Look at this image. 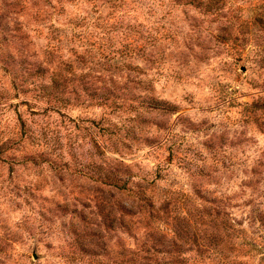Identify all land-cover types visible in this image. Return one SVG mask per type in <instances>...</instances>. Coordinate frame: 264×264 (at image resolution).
I'll list each match as a JSON object with an SVG mask.
<instances>
[{
    "label": "rangeland",
    "instance_id": "374dc122",
    "mask_svg": "<svg viewBox=\"0 0 264 264\" xmlns=\"http://www.w3.org/2000/svg\"><path fill=\"white\" fill-rule=\"evenodd\" d=\"M215 2L0 0V264H264V0Z\"/></svg>",
    "mask_w": 264,
    "mask_h": 264
},
{
    "label": "trees",
    "instance_id": "16d2710c",
    "mask_svg": "<svg viewBox=\"0 0 264 264\" xmlns=\"http://www.w3.org/2000/svg\"><path fill=\"white\" fill-rule=\"evenodd\" d=\"M216 0H190V2L195 3L197 7H203L206 11H211L215 9V2ZM254 22L260 24L261 26H264V10L262 11H258V13H256L254 15ZM153 105H150V108ZM114 187L118 186V191L122 192L123 196H126L127 199L129 201H127L126 203L130 206L131 208H139V210H143V209H148L147 212L152 213V211L154 212H158V213H163L166 215V210L168 209V205H170V200L171 197L170 196H165L163 195L162 199L160 200H156V199H152L149 195L146 194V192L144 190H141L139 188H137L136 190H132L129 189L125 186V184H123V187H121L120 185H113ZM188 196V194L186 195ZM264 197H262V201L259 203L260 206L264 207ZM162 201L163 204H159V202ZM169 202V203H168ZM158 207V208H157ZM139 211V212H140ZM146 211V210H145ZM190 210H188L187 208H179L175 211L173 220H179L180 222H176L174 224L173 229L169 230L168 229V233L170 234H175L176 236H179V234H186V231L188 228V224L192 222L193 218H195L196 222L199 221L200 223L203 222L204 220H208V223L214 224L215 227L219 226V230H217V232L219 233H225L227 226H228V222H234V219H229L231 218V214H229L226 209H200L197 211V215L192 216L191 214L189 215ZM261 209H255L250 211V214L248 215V219L252 222L255 223H259L260 225H264V215L261 214ZM192 218V220H191ZM229 222V224H230ZM183 223V224H182ZM190 225V224H189ZM238 225H240L238 223ZM185 226V227H184ZM187 227V228H186ZM190 227V226H189ZM186 228V229H185ZM260 232H262V230H260Z\"/></svg>",
    "mask_w": 264,
    "mask_h": 264
}]
</instances>
